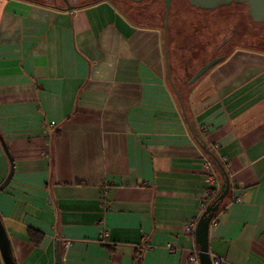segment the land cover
Wrapping results in <instances>:
<instances>
[{"label": "crops", "instance_id": "1", "mask_svg": "<svg viewBox=\"0 0 264 264\" xmlns=\"http://www.w3.org/2000/svg\"><path fill=\"white\" fill-rule=\"evenodd\" d=\"M76 6L0 0V220L16 264H199L185 225L221 177L197 140L230 182L210 256L264 264V50L236 46L187 85L194 48L166 38L165 57L158 8L142 22L134 4Z\"/></svg>", "mask_w": 264, "mask_h": 264}, {"label": "rangeland", "instance_id": "2", "mask_svg": "<svg viewBox=\"0 0 264 264\" xmlns=\"http://www.w3.org/2000/svg\"><path fill=\"white\" fill-rule=\"evenodd\" d=\"M77 1L78 0H70V4L68 5H72ZM113 1L125 11H128L127 7L129 4H134L135 7H137L138 14L133 15L136 20L142 22L152 21L151 18H148L149 14H146L147 11L151 13L154 9L156 10L157 7H160V11L164 9L163 0H146L145 2L137 3H131L128 0L126 2L118 0ZM221 7L223 8L217 7L211 11L202 10L192 8L186 0H171L167 20V38H170L171 35V37L178 41L179 36L181 38L185 37L187 30L193 33V36L194 34L197 35L194 40H191V43H194L196 48L190 50L185 49L182 52V57L186 62H181L183 71L181 73L178 71L179 73H177L178 75L182 74V76L180 75V77L175 78V80L179 79L184 81V79L190 78V75L196 72L195 70H197L196 68L200 64L199 62L204 61L206 63L212 59L214 53H216L215 47L228 37L231 30H233V26L235 27L234 31L239 32L238 34L236 32L234 41L229 43V48L225 49L224 54L236 46L243 45L254 46L255 48L264 50V25H254L246 13L245 6L232 4L227 8L224 6ZM159 22L162 25V19L161 21L159 20ZM234 22H236L235 25ZM200 25L202 28L197 32ZM194 31H196V33ZM177 34L180 35L178 36ZM188 43L190 44L189 41ZM223 49L224 48L219 51L218 55L221 54L220 52H222ZM179 53L181 54V52ZM195 57L201 58L196 62L188 61L190 58L193 59ZM171 74L173 73L171 72Z\"/></svg>", "mask_w": 264, "mask_h": 264}, {"label": "water", "instance_id": "3", "mask_svg": "<svg viewBox=\"0 0 264 264\" xmlns=\"http://www.w3.org/2000/svg\"><path fill=\"white\" fill-rule=\"evenodd\" d=\"M130 1L137 3V2H145L146 0H130ZM186 1L192 8H197L202 10H213L217 7L227 6L233 3L242 4L245 5L247 14L252 22L254 23L264 22V0H186ZM163 3H164V22H163L162 34H163L164 54L165 57H167V49H166L167 20H168L171 0H163ZM76 7H77L76 5L67 4L65 9L70 10ZM220 60H221L220 56L214 57L209 61H207L206 63H204L203 65H201L196 70V72H194L191 75V77L187 80L186 84L189 85L197 81L202 75H204L212 66H214ZM173 90L180 104L183 116L187 120V116L185 113L181 96L174 86H173ZM197 143L200 146V148L203 150V152L209 157L213 165L217 168L218 173L221 177V183L219 189L212 197V199L205 205L204 209L202 210V212L200 213L197 219L194 229V238L197 247V257L199 264H212L211 256L208 251V243H207L208 228L222 200L230 191V182H229V176L224 166L217 159L214 153L207 147L205 142H203L202 140H197ZM9 163H10L9 171L6 177L4 178V180L0 183V190L4 188L11 179L12 162L10 159H9ZM0 255L4 264H16L15 260L13 259L8 237L1 220H0ZM56 264H61L60 254L56 255Z\"/></svg>", "mask_w": 264, "mask_h": 264}, {"label": "built area", "instance_id": "4", "mask_svg": "<svg viewBox=\"0 0 264 264\" xmlns=\"http://www.w3.org/2000/svg\"><path fill=\"white\" fill-rule=\"evenodd\" d=\"M53 126H54V122L48 123V130L47 131H51ZM202 168H203V172L205 174V177H206L208 184L211 187L217 188L218 176H217L215 170L213 169L210 161L205 159L203 161ZM210 197H211V190L209 188V189H207L205 196L202 199V202H201L202 208L205 207V205L208 203ZM194 228H195V221H191L190 223H187L185 225L186 231L192 232L194 230ZM103 234H105V232H103ZM188 260L190 262H195V263L197 262V249H193L192 251L189 252ZM211 260H212V264H220V262H221V258L219 256H216V255H211Z\"/></svg>", "mask_w": 264, "mask_h": 264}, {"label": "flooded vegetation", "instance_id": "5", "mask_svg": "<svg viewBox=\"0 0 264 264\" xmlns=\"http://www.w3.org/2000/svg\"><path fill=\"white\" fill-rule=\"evenodd\" d=\"M35 1L40 2V1H43V0H35ZM94 1L95 0H80V1L78 0L76 3H73L72 5H85V4H89L91 2H94ZM118 1L126 2L127 0H118ZM128 1L131 2V3H136V2H132L130 0H128ZM43 2H47L50 5L56 6V7L66 6L67 4H70V0H46V1H43ZM233 4H236V3H233ZM231 5L232 4L224 6V7L227 8V7L231 6ZM220 8L222 9L223 7H220ZM200 28H202L201 25L198 27L197 32L200 30ZM194 32L196 33V31H194ZM236 32L238 34L239 31H236ZM236 32L234 31V29L231 30V33L228 35V37L226 39H224L219 45H217L215 47L216 53H214L213 58L216 57V56L218 57V56L224 55L225 49L229 48V43L231 41H234V37H235ZM196 37H197V35L194 34V36H193V33H190L189 30H187L186 34H185V37H183V39L185 38L187 41H191V40H194ZM178 39L181 40L182 38L179 36ZM222 48H224V49L222 50V52H220L221 54L218 55L219 51H221ZM180 69L181 70H178V71L181 73L183 71V69L181 67H180ZM180 88L183 89V88H185V86L182 85Z\"/></svg>", "mask_w": 264, "mask_h": 264}, {"label": "trees", "instance_id": "6", "mask_svg": "<svg viewBox=\"0 0 264 264\" xmlns=\"http://www.w3.org/2000/svg\"><path fill=\"white\" fill-rule=\"evenodd\" d=\"M239 5H242V4H239ZM242 6H245V5H242ZM163 7H164V3H163ZM158 9H157V12H158V16H159V18H160V21H161V19H162V25H161V23L159 22V24H160V26L162 27L163 26V19H164V9H162L163 11H160V7H157ZM245 9H246V7H245ZM246 13H247V11H246ZM248 15V14H247ZM249 17V16H248ZM250 18V17H249ZM251 20V19H250ZM252 22V21H251ZM254 25H264V22H262V23H254V22H252ZM236 24V22H234V25ZM167 27H168V25H167ZM241 27V26H240ZM233 29H235V27L233 26ZM169 38V37H168ZM170 38H173V37H171V35H170ZM178 41H186L187 42V44H188V41L184 38H182L181 40L180 39H178ZM249 41V40H248ZM190 42V44H191V47H193L194 49H195V47H196V45L194 44V43H191V41H189ZM184 45V44H183ZM186 45V44H185ZM187 46H189V45H187ZM240 47H250V48H255L254 46H247V45H243V46H240ZM255 49H259V48H255ZM183 54V53H182ZM226 54V53H225ZM224 54V55H225ZM179 93V92H178ZM180 94V93H179ZM182 99V98H181ZM182 102H183V100H182ZM183 105H184V102H183ZM184 108H185V105H184ZM215 193H216V191H215ZM215 193H214V195H215ZM213 195V196H214ZM211 196H212V194H211ZM212 196V197H213Z\"/></svg>", "mask_w": 264, "mask_h": 264}]
</instances>
